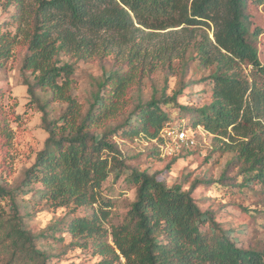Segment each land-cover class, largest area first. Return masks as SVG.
Returning <instances> with one entry per match:
<instances>
[{
    "label": "trees",
    "instance_id": "obj_1",
    "mask_svg": "<svg viewBox=\"0 0 264 264\" xmlns=\"http://www.w3.org/2000/svg\"><path fill=\"white\" fill-rule=\"evenodd\" d=\"M13 1L16 12L0 25L6 29L0 33V62L11 57L14 47L24 46L22 85L31 99L37 91L49 96L39 106L47 137L20 185H0V202L9 198L13 203L16 194L31 193L33 205L72 216L33 234L14 212L0 242V264H49L52 256L39 251L36 240L63 242V234L70 237L68 249L89 251L97 264H264L262 251L237 246L213 213L200 210L190 191L166 186L147 169H129L117 143L141 138L153 145L151 157L159 158L162 131L174 120L170 109L178 108L180 120L189 116L179 130L201 126L211 134L223 152L235 154L225 168L237 169L234 185L264 198V142L253 131L259 125L254 119L264 114V64L256 44L259 31L248 13L250 0H34L29 12ZM259 6L264 13V0ZM13 24L14 31H7ZM138 28L195 33L190 60L211 68L200 79L212 84L209 105H179L182 85L170 97L154 94L127 109L134 75L115 69L104 73L84 112L71 96L74 64L61 55L86 59L92 52L88 35H127ZM51 103H66L56 119L46 111ZM125 112V119L118 120ZM12 136L0 103V153H6ZM235 136L242 139L233 143ZM127 169L124 182L134 189V200L121 223L107 228L115 201L102 196V186L112 173L117 178ZM80 208L84 215H76ZM257 211L264 226V207Z\"/></svg>",
    "mask_w": 264,
    "mask_h": 264
},
{
    "label": "rangeland",
    "instance_id": "obj_2",
    "mask_svg": "<svg viewBox=\"0 0 264 264\" xmlns=\"http://www.w3.org/2000/svg\"><path fill=\"white\" fill-rule=\"evenodd\" d=\"M19 1L26 12L35 6L34 0ZM262 1L250 0L248 13L259 31L256 44L260 61L264 64V13L259 6ZM13 2L0 0V25L9 21L10 16L16 12ZM14 29L13 24L8 26L7 31L13 32ZM4 31L6 29L2 26L0 33ZM193 34L195 33H182L179 28L164 31L138 28L127 35L107 31H100L95 37L88 35L91 44L87 49L92 50L90 57L77 60L75 57L61 55V59L74 64V73L70 78L71 96L85 112L99 83L103 81L104 73L117 69L130 71L134 75L130 94L126 96L127 109L133 107L134 103L148 101L154 94L156 98L170 97L182 85L186 87L177 99L179 105L192 109L209 105L212 84L209 81L200 82V79L209 76L211 68L204 69L197 61L190 60L194 52ZM197 34H201V31ZM209 37L212 39L210 33ZM188 44L190 45L187 46ZM25 54L24 46L19 44L13 48L7 61L0 62V103L7 113L13 133L6 153H0V185L8 189L20 185L23 172L33 164L47 137L42 128L39 106L43 101H48L49 96L41 91L36 92L37 98L31 99L28 96L27 88L22 85L21 73ZM244 71L249 74L250 68ZM27 76L30 80L33 77L29 73ZM65 107L66 103H51L46 110L48 117L56 119ZM170 112L174 120L168 130L188 125L189 116L180 120L178 108L170 109ZM123 114L117 117L118 120L125 119L127 112ZM254 123L259 125L253 131H257L264 142V114L255 118ZM186 135L193 139L192 146L178 142L173 136L164 137L165 144L159 158L151 157L149 152L153 145L141 138L118 139L117 143L129 169H147L166 186L178 185L183 191H190L200 210L213 213L216 222L236 241L237 246L243 249L255 248L264 253V226L257 215V210L264 207V198L249 188L240 189L234 185L238 177L237 169L225 168L235 154L223 152L214 137L201 126L196 129L187 128ZM241 139L240 136H235L233 143ZM128 171L127 169L117 178L112 173L102 186V196L115 201L107 228L121 223L134 200V189L124 182ZM30 197L31 193H22L15 195L13 203L9 198L0 202L3 211L0 214V242L4 237V229L7 230L10 220L15 216L14 212H18L23 228L33 234L43 232L54 223L68 220L72 216L65 217L64 209H53L44 204L33 205ZM84 214L82 208L76 212V215ZM62 237L63 242L49 238L36 240L38 250L52 256L49 264L99 262L89 251L68 249L70 237L66 234Z\"/></svg>",
    "mask_w": 264,
    "mask_h": 264
},
{
    "label": "built area",
    "instance_id": "obj_3",
    "mask_svg": "<svg viewBox=\"0 0 264 264\" xmlns=\"http://www.w3.org/2000/svg\"><path fill=\"white\" fill-rule=\"evenodd\" d=\"M167 136L168 137L173 136L178 142L185 143L186 145L192 146L194 144L193 139H190L186 135L185 130H179V129L168 130V129H165L162 131V137H167Z\"/></svg>",
    "mask_w": 264,
    "mask_h": 264
}]
</instances>
